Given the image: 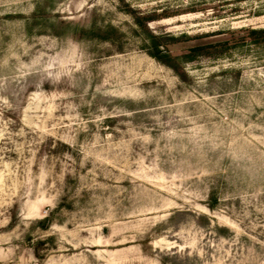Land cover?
Segmentation results:
<instances>
[{"label": "rangeland", "instance_id": "374dc122", "mask_svg": "<svg viewBox=\"0 0 264 264\" xmlns=\"http://www.w3.org/2000/svg\"><path fill=\"white\" fill-rule=\"evenodd\" d=\"M0 264H264V0H0Z\"/></svg>", "mask_w": 264, "mask_h": 264}, {"label": "trees", "instance_id": "16d2710c", "mask_svg": "<svg viewBox=\"0 0 264 264\" xmlns=\"http://www.w3.org/2000/svg\"><path fill=\"white\" fill-rule=\"evenodd\" d=\"M46 220V219H45Z\"/></svg>", "mask_w": 264, "mask_h": 264}]
</instances>
